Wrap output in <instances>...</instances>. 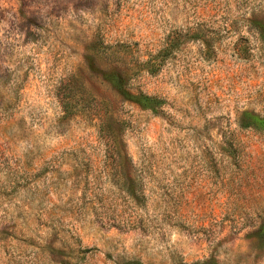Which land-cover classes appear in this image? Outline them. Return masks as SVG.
<instances>
[{"label": "rangeland", "instance_id": "rangeland-1", "mask_svg": "<svg viewBox=\"0 0 264 264\" xmlns=\"http://www.w3.org/2000/svg\"><path fill=\"white\" fill-rule=\"evenodd\" d=\"M262 226L264 0H0V264H264Z\"/></svg>", "mask_w": 264, "mask_h": 264}, {"label": "trees", "instance_id": "trees-1", "mask_svg": "<svg viewBox=\"0 0 264 264\" xmlns=\"http://www.w3.org/2000/svg\"><path fill=\"white\" fill-rule=\"evenodd\" d=\"M160 52L161 51L158 52V56L160 55ZM143 64H145V66H146V69L145 68L144 69L146 71L152 73V74L155 73V72H157L160 69V66H161V62H158L157 60L155 62H150V60H147ZM150 100H151V97H148L146 95H142V101L143 102H147V101H150ZM113 150H116V147L113 148ZM260 229L263 230L264 229V226H262ZM79 259L82 260L83 259V256H81V258H79Z\"/></svg>", "mask_w": 264, "mask_h": 264}]
</instances>
